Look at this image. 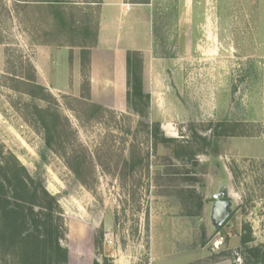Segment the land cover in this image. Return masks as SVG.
I'll return each instance as SVG.
<instances>
[{
  "label": "rangeland",
  "instance_id": "1",
  "mask_svg": "<svg viewBox=\"0 0 264 264\" xmlns=\"http://www.w3.org/2000/svg\"><path fill=\"white\" fill-rule=\"evenodd\" d=\"M100 1L0 0V152L56 198L68 264H244L241 236L264 246V0H153L158 54H187L155 60L141 115L127 99L98 105L84 82L77 96L36 87L35 48L94 45ZM44 122L60 138L51 148ZM156 122L165 138L191 141L195 159L155 148ZM220 122L250 136L211 138ZM221 189L232 213L218 231Z\"/></svg>",
  "mask_w": 264,
  "mask_h": 264
},
{
  "label": "trees",
  "instance_id": "2",
  "mask_svg": "<svg viewBox=\"0 0 264 264\" xmlns=\"http://www.w3.org/2000/svg\"><path fill=\"white\" fill-rule=\"evenodd\" d=\"M80 56L83 88H86V96L90 97L87 79L88 51L81 50ZM126 66L127 102L134 112L139 115L144 114V110H138V107L143 106L144 109L149 110L150 96L143 91L141 55L135 52L127 53ZM36 87L42 92L47 91L41 86ZM238 128L245 127L237 123L220 122L212 130L210 137L250 136L249 133L241 132L242 130L237 132ZM44 129L45 145L51 148L60 138L50 134L45 122ZM150 136L155 148L158 145L165 147L172 145L176 159L193 160L197 155L192 151L191 141L165 138L159 130L158 123L152 124ZM196 137L203 147L212 144L210 137ZM72 158L71 162L78 164V167L70 166V169L80 178L82 159L76 155ZM64 229L61 209L56 198L45 189L40 180L33 179L14 156H4L0 152V260L11 261V264H68V252L61 245L65 235ZM249 242L248 236H241L240 249L244 264H264V246L252 247L249 246ZM93 264H107V261L104 260L102 263L95 261Z\"/></svg>",
  "mask_w": 264,
  "mask_h": 264
},
{
  "label": "crops",
  "instance_id": "3",
  "mask_svg": "<svg viewBox=\"0 0 264 264\" xmlns=\"http://www.w3.org/2000/svg\"><path fill=\"white\" fill-rule=\"evenodd\" d=\"M153 5V0L143 3L100 1L95 42L85 49L88 51L89 95L98 105L110 109L126 106L127 53L141 55L143 77L146 73L159 72L153 70L155 60L186 56L185 46L175 54H158ZM185 6L190 9L191 0H185ZM80 51L69 47H36L31 64L37 84L51 93L77 96L83 82Z\"/></svg>",
  "mask_w": 264,
  "mask_h": 264
},
{
  "label": "water",
  "instance_id": "4",
  "mask_svg": "<svg viewBox=\"0 0 264 264\" xmlns=\"http://www.w3.org/2000/svg\"><path fill=\"white\" fill-rule=\"evenodd\" d=\"M213 205L211 208V224L218 230L229 219L232 213L231 202L228 201V193L226 189H221L218 193L212 196Z\"/></svg>",
  "mask_w": 264,
  "mask_h": 264
},
{
  "label": "flooded vegetation",
  "instance_id": "5",
  "mask_svg": "<svg viewBox=\"0 0 264 264\" xmlns=\"http://www.w3.org/2000/svg\"><path fill=\"white\" fill-rule=\"evenodd\" d=\"M226 223H227V222H226ZM226 223H225V224H226ZM225 224H224V225H225ZM224 225H223V226H224ZM223 226H222V227H223ZM222 227H221V228H222ZM221 228H219V229H221ZM219 229H218V230H219Z\"/></svg>",
  "mask_w": 264,
  "mask_h": 264
}]
</instances>
